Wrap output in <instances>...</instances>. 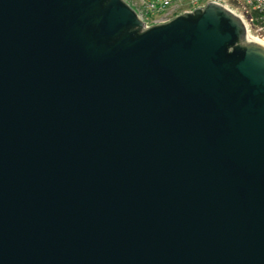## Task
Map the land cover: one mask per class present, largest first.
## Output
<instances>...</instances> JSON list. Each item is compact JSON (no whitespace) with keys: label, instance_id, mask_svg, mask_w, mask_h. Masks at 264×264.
I'll use <instances>...</instances> for the list:
<instances>
[{"label":"water","instance_id":"1","mask_svg":"<svg viewBox=\"0 0 264 264\" xmlns=\"http://www.w3.org/2000/svg\"><path fill=\"white\" fill-rule=\"evenodd\" d=\"M0 264H264V45L236 15L0 0Z\"/></svg>","mask_w":264,"mask_h":264},{"label":"built area","instance_id":"2","mask_svg":"<svg viewBox=\"0 0 264 264\" xmlns=\"http://www.w3.org/2000/svg\"><path fill=\"white\" fill-rule=\"evenodd\" d=\"M144 29L169 23L174 12L192 13L210 3L225 7L244 24L248 41L264 45V0H124Z\"/></svg>","mask_w":264,"mask_h":264},{"label":"rangeland","instance_id":"3","mask_svg":"<svg viewBox=\"0 0 264 264\" xmlns=\"http://www.w3.org/2000/svg\"><path fill=\"white\" fill-rule=\"evenodd\" d=\"M207 6V5H206ZM205 6V7H206ZM198 9H202V8H198ZM184 13H180L179 11L178 12H174L173 13V15H175V17L173 18V19H175V18H177V17H179L180 15H183ZM246 34H247V32H246Z\"/></svg>","mask_w":264,"mask_h":264}]
</instances>
